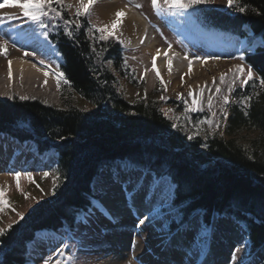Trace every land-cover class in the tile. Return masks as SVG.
Here are the masks:
<instances>
[{"label":"trees","instance_id":"1","mask_svg":"<svg viewBox=\"0 0 264 264\" xmlns=\"http://www.w3.org/2000/svg\"><path fill=\"white\" fill-rule=\"evenodd\" d=\"M41 6V25L59 55L60 106L0 99V133L33 140L57 152L50 196L0 231V264H26L38 230L72 226L91 204L90 181L104 166L127 160L167 175L174 185L178 221L198 211L209 225L225 215L244 229L252 253L264 264V0H233L226 10L209 0H175L199 28L262 45L244 52L254 78L237 86L226 106L221 133L188 137L164 114L158 89L146 92L112 34L94 28L87 12L62 0ZM248 28L251 35L245 31ZM127 88L137 92L132 97ZM199 119L202 113L194 114ZM173 226L174 223H173Z\"/></svg>","mask_w":264,"mask_h":264},{"label":"rangeland","instance_id":"2","mask_svg":"<svg viewBox=\"0 0 264 264\" xmlns=\"http://www.w3.org/2000/svg\"><path fill=\"white\" fill-rule=\"evenodd\" d=\"M54 1L56 0H15L16 6L12 7V9L20 8L22 9H19L20 14H25H23V16H21V14L19 17L14 16V18H12L11 16H8L10 15V12L8 13L7 11V5L0 0V12L3 8L7 7L4 10L7 12V15L0 14V42L6 44L9 42V38H11L9 36L10 33L6 31L7 29L4 30V26H8V29L11 28L9 31H12L13 29L16 31V29L20 28L22 33L25 31V33L27 32L26 34H29V36L32 35L39 38V40H42L44 45L41 43V46L44 49H40L38 52H34L32 54L27 52L24 58L41 65L49 73V76H51L55 84V88L51 91V96L43 93L38 96L30 95L20 97L14 93V90H9L6 93L5 98H0L1 100L8 99L11 96H17L20 99L37 100L40 103L56 107L61 105L58 92V86L61 79L59 73L61 59L54 51L53 47L46 41V30L42 27L40 20L41 10L38 6L33 4L43 2L50 3ZM62 1L68 4L70 11L79 10L87 12L89 23L94 28H97L102 32L112 34L115 39L123 45L119 37H117L113 31L109 30L101 21L99 15L95 13L96 11L93 9L96 5L95 0H86V2H84V0ZM174 1L175 0H158L160 10L163 14V18L161 19L156 17V9L150 5L149 0H119L118 5L123 7L124 4L127 5L130 3L132 6L137 8L140 15L142 14L141 16L146 18L155 28V33L157 34L156 39L159 40L160 44L170 45L182 52H194L202 59L206 58V60L210 62L216 61V68L217 70H221V75H226L228 73V64H230L232 60H236L230 89L226 92L227 96L224 98L222 108L215 113L210 109V107H206V105L198 107L194 106L188 98V95L191 90L198 89V81L200 80L198 77L191 79V77H189L190 74L184 76L183 72L178 76L177 72L174 75L175 77L173 80L168 81L165 80L157 70H154V76L150 80L146 76L145 71L151 61L148 60V53H143L139 47L131 49L125 47V61L131 66L137 77L143 79L144 89L146 92L158 89V98L162 97V92L166 95L167 100L176 102V104H162L161 109L174 124L180 127L184 134L188 137H194L203 136L204 133H221L222 123L226 113V106L231 100L233 90L237 86L244 85L246 82L255 77L252 70L248 68L243 60L244 52H252L257 46L262 45V41L260 38H256L249 45L243 39L230 37L221 33L205 31L199 28L196 24L192 23V20L186 15L184 10H176L172 8ZM209 2L212 6L219 10H226L232 5L233 0H209ZM29 14H31V20L28 21V25H25V21L23 22L22 20H25V16ZM6 17L9 18L6 19ZM165 23H169L172 26L179 28L187 36L189 50L183 47L166 29L164 25ZM245 31L248 35L252 34L248 28H245ZM152 66L154 67L155 65L153 64ZM222 81L221 79L219 80L220 85H223ZM212 82H214V80ZM126 90L127 94L132 97L137 96V92L132 88H127ZM198 113H202L204 117L199 119L197 116H194V114ZM20 145H24L26 148H30L31 150L36 149V144L32 141L22 142ZM54 156V152L45 151V153H41L40 159L38 161L35 160V163L32 164L31 167H27V169L24 168V170H21L18 168H11L4 171L0 170V231L15 222L22 214H27L38 202L47 199L50 196L56 177L54 172L56 167ZM29 158L31 160V157ZM44 160H48L47 163H43ZM163 205H166L165 209L161 211L162 213L159 212L157 214L161 217V224L158 226V224L156 225L155 223L154 225L155 227L157 226L156 228H158V231H161L162 238L166 240L169 234L177 232V234L182 233L183 235H187L186 243L189 245L198 244L199 241H196L198 238V231L189 228L191 227L190 225H193L205 230L207 229L200 224L197 216L198 214H192L186 223L176 227L174 230H171L168 228V224H170L172 220L177 223V212L171 203L167 202ZM102 210L103 209L98 207L96 202L94 208L88 213H84L72 226L65 224L64 228L58 230L57 232H49V234L46 235V238L44 237L45 240L43 241L38 238H34V241L30 244L31 249L28 248L29 255L27 264H95L96 262H99H95V260H99L101 258V249L108 250L109 253V248H111L109 247L111 246L110 241H112L109 222ZM213 218H217V225L219 226L227 224L235 228L240 227L238 224L233 223L226 217L220 218L215 215ZM137 221L139 222V220ZM134 226L136 227V224L130 223L131 229ZM206 243L207 242H205L202 246L201 251H203L204 247H206ZM92 249L93 251H90ZM96 249H98V251ZM156 251L157 252H154V254L149 255L150 260H152L151 263L161 261V263L163 262L165 264V262H169V257L167 254L164 255L162 253L160 247L157 248ZM244 254L243 258L240 257L235 264H242L243 259L248 264H259L260 255L250 253L249 244L245 247ZM96 257L99 259H96ZM206 259L200 262V264H206L208 261ZM241 260L242 262H240ZM223 264L228 263L224 261Z\"/></svg>","mask_w":264,"mask_h":264},{"label":"bare ground","instance_id":"3","mask_svg":"<svg viewBox=\"0 0 264 264\" xmlns=\"http://www.w3.org/2000/svg\"><path fill=\"white\" fill-rule=\"evenodd\" d=\"M95 1L96 5L93 7L95 13L99 15L107 28L119 37L124 47L128 49L139 47L143 53H148V60L151 62L148 64L145 74L150 80L154 76V70H157L168 81H172L177 72L178 76L183 72L184 76L190 74L191 79L198 77L200 79L198 89L191 90L188 95L194 106L206 105L215 113L222 108L224 98L227 96L226 92L230 89L236 60H232L228 64V73L221 75V70L216 68V61L210 62L206 58H198L195 53L182 52L170 45L160 44L156 39L157 34L153 25L142 17L138 9L130 3L124 4L122 7L118 5L119 0ZM149 1L150 5L156 9L157 17L162 18L158 0ZM2 2L8 7L7 11L10 12L8 16L14 18V16L19 17V15L25 14H20V10H22L20 8V10L12 9L16 6L15 0H2ZM6 8H3L0 14L7 15V12L4 11ZM25 18L22 21L28 25L31 14ZM164 25L184 43L186 49L189 48L187 37L179 28L168 23ZM5 29L10 33L11 38L6 44L0 42V98H5L9 90H14V93L20 97L38 96L43 93L51 96L55 84L49 73L41 65L24 58L27 52L32 54L44 49L41 46V43L44 45L43 41L35 36H29L25 31L22 33L20 28L16 31L14 29L9 31L11 28L8 29V26H4ZM220 79L221 81L223 79V85L219 84ZM213 80L214 82H212ZM30 151L26 146H19L0 135V170L27 169L35 163L34 158L31 160L29 158ZM47 161L44 160L43 163H47ZM123 163L117 162L110 168L102 167V170L91 181L92 190L97 191L102 188V191H107V197L100 204L104 208L103 212L109 222L112 235V241L109 240L111 243L109 253L108 250L101 249L100 255L102 256L100 259L96 257L99 260H95V262H99L95 264H164L161 261L151 263L152 260L149 258V255L157 252L156 249L159 247L162 253L169 257V262H165V264H200L206 258L208 260L206 264H223L224 261L228 264H235L240 257L243 258L245 247L248 245L244 231L227 224L219 226L217 218H213L206 230L190 225L189 228L198 231L199 239L197 238L196 241L199 243L196 245L186 243L187 235L177 234V232H172L167 236L168 238L166 237V240L163 239L161 231H158L157 226L154 225L155 223L158 226L161 224V217L157 214L165 209L164 203H170L173 187L171 182L168 177L166 179L169 183L164 180L152 182L149 176L141 175L135 168L134 172L125 171L124 165H128ZM123 179L125 182L121 184ZM136 181L139 184L134 188ZM147 182L151 187L146 188ZM158 206L160 208H157ZM130 223L136 224V227L131 229ZM48 234L47 231H40L37 232L35 238L43 241ZM205 242L207 245L201 251ZM96 250L98 251V249ZM245 263L248 264L243 259L242 264Z\"/></svg>","mask_w":264,"mask_h":264}]
</instances>
